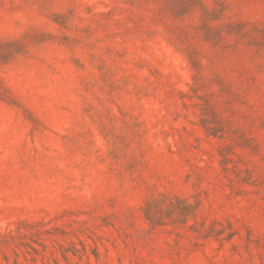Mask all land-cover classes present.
Instances as JSON below:
<instances>
[{"label": "rangeland", "instance_id": "1", "mask_svg": "<svg viewBox=\"0 0 264 264\" xmlns=\"http://www.w3.org/2000/svg\"><path fill=\"white\" fill-rule=\"evenodd\" d=\"M0 264H264V0H0Z\"/></svg>", "mask_w": 264, "mask_h": 264}, {"label": "trees", "instance_id": "2", "mask_svg": "<svg viewBox=\"0 0 264 264\" xmlns=\"http://www.w3.org/2000/svg\"><path fill=\"white\" fill-rule=\"evenodd\" d=\"M149 212L147 211V209H145V216L148 220H152L151 216H149L148 214Z\"/></svg>", "mask_w": 264, "mask_h": 264}]
</instances>
